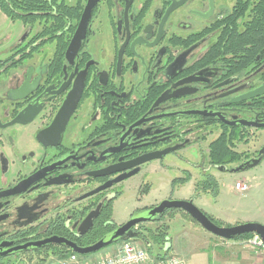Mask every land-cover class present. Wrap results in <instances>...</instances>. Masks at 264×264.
I'll list each match as a JSON object with an SVG mask.
<instances>
[{"label":"flooded vegetation","instance_id":"flooded-vegetation-1","mask_svg":"<svg viewBox=\"0 0 264 264\" xmlns=\"http://www.w3.org/2000/svg\"><path fill=\"white\" fill-rule=\"evenodd\" d=\"M262 86L264 0H0V264L95 244L123 181L94 192L130 172L114 170L264 132L230 125L264 123V95L242 100Z\"/></svg>","mask_w":264,"mask_h":264},{"label":"rangeland","instance_id":"rangeland-1","mask_svg":"<svg viewBox=\"0 0 264 264\" xmlns=\"http://www.w3.org/2000/svg\"><path fill=\"white\" fill-rule=\"evenodd\" d=\"M216 138V136L208 138L205 153L199 152L197 155H193L189 159L190 165L174 156H167L162 163L153 162L135 176L123 181L117 187L120 196L111 205L113 222L118 226L123 225L135 212L156 206L171 198L172 200H191L196 208L212 218L218 226L234 227L245 223H258L264 226V158L257 166L239 173L222 172L210 168L209 173L214 177V183L209 186H205L206 183L200 184L198 189L197 185L206 180L199 176L200 170L196 165L202 164L204 157H207L208 144ZM246 140V143L244 141L236 143L235 151L245 153L247 158L253 157L256 150L264 146V132L258 131L247 136ZM185 155L187 154L181 156ZM239 165L232 164L228 169L237 168ZM205 168L208 169L207 164ZM186 172L191 174L192 178L182 184L179 179L185 178ZM237 183L246 185L247 190L244 192L236 190ZM145 189L146 192H144ZM164 226L168 228V240L172 239L175 247L176 244L181 245L186 241L183 238L185 233L183 230L187 226L203 230L184 212L172 210L161 221L144 224L142 232L146 236V229ZM203 232L207 234V236L203 235L205 238H210L213 241L221 240L204 230ZM245 240L227 242L245 248L247 247L244 244ZM222 242L226 241L222 240ZM115 245L113 244L101 252L108 251ZM162 249L163 247L152 246V255L156 256ZM92 255L86 257L90 258ZM53 260L46 264H52Z\"/></svg>","mask_w":264,"mask_h":264},{"label":"water","instance_id":"water-1","mask_svg":"<svg viewBox=\"0 0 264 264\" xmlns=\"http://www.w3.org/2000/svg\"><path fill=\"white\" fill-rule=\"evenodd\" d=\"M264 95V86L260 87L259 89L251 92L242 97V100L258 97ZM230 125H239L241 127H258L264 128V123L257 125L255 122H245L239 121L238 124H230ZM169 151H164L161 153L149 154L141 159L135 160L131 162V164L122 169V170H114L110 172V175H114L117 173H123L124 171H129L127 174H123L119 178L115 179L110 184H107L99 189H97L94 193H98L105 188L120 183L124 180H127L133 176H135L139 170L140 166L145 163L160 160L162 157L169 154ZM264 157V148L260 150L258 153L257 159L248 160L242 164H240L237 168L228 169L227 167H215V169L222 171V172H230V173H239L247 171L255 166H257L260 161ZM100 177V175H99ZM169 210H180L188 215L194 222H196L204 231L213 235L216 238H219L224 241H235L241 236L244 235H257L261 239V242L264 245V226L258 223H245L240 224L234 227H225V226H217L214 224L202 211L196 208L191 200H164L159 205L154 207L153 209H149L143 212H139L134 214L128 222L123 225L118 226L115 230L111 233L104 236L102 239L97 241L95 244L86 247L80 248L75 243L64 239H50L47 242L43 243H54L56 245H63L72 253H75L80 256H88L91 254H97L102 250L106 249L107 247L117 244L120 242L128 241V240H135L137 239L138 233L135 232V229L138 225L143 223L149 222H159L164 217L165 213ZM95 215V214H94Z\"/></svg>","mask_w":264,"mask_h":264},{"label":"crops","instance_id":"crops-1","mask_svg":"<svg viewBox=\"0 0 264 264\" xmlns=\"http://www.w3.org/2000/svg\"><path fill=\"white\" fill-rule=\"evenodd\" d=\"M183 232V238L186 239L184 244H176L175 247L172 239H167L168 243L164 248L166 255H177L185 264H264V250L210 240L203 236H207L203 230L193 226H187Z\"/></svg>","mask_w":264,"mask_h":264},{"label":"built area","instance_id":"built-area-1","mask_svg":"<svg viewBox=\"0 0 264 264\" xmlns=\"http://www.w3.org/2000/svg\"><path fill=\"white\" fill-rule=\"evenodd\" d=\"M235 189L244 192L247 186L237 183ZM244 244L250 248L264 250L261 239L255 234L245 240ZM160 252V257L156 258L140 242L128 240L117 243L108 251L93 254L90 258L71 253L65 258L54 259L52 264H185L184 260L177 255H166L165 248Z\"/></svg>","mask_w":264,"mask_h":264},{"label":"trees","instance_id":"trees-1","mask_svg":"<svg viewBox=\"0 0 264 264\" xmlns=\"http://www.w3.org/2000/svg\"><path fill=\"white\" fill-rule=\"evenodd\" d=\"M246 135L242 134L241 132H232V134H223L222 136L218 137L216 140H214L210 146H209V155H208V161L210 165L216 166V167H227L232 164H239L243 162L245 159H247V155L245 153H238L235 151V145L238 142H247ZM211 183H214L213 179H209V181L206 183L205 186L212 185ZM204 186V187H205ZM146 192V189L144 190ZM110 215H111V209H110ZM206 215V214H205ZM207 216V215H206ZM208 217V216H207ZM214 224V220L210 217H208ZM193 221V220H192ZM194 222V221H193ZM217 225V224H216ZM218 226V225H217ZM228 227V226H227ZM117 227L114 225L111 229L104 232H98L96 233L95 237L99 241L107 234L111 233L113 230H115ZM168 228L166 226L159 227L156 229H146L145 232L147 233L146 236L138 237L135 239V241L142 243L143 245H150L148 248L150 252L152 246H156L158 248H164L165 244L168 243ZM252 235H244L236 239L235 241H241L248 239ZM72 252L66 249V252L59 257L58 259H62L70 255ZM160 255L157 253L156 258H159Z\"/></svg>","mask_w":264,"mask_h":264}]
</instances>
